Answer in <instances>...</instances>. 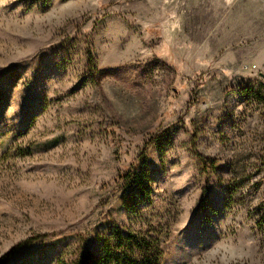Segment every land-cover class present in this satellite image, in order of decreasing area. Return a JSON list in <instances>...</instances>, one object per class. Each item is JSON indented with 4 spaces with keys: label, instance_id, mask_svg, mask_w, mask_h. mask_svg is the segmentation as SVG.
<instances>
[{
    "label": "rangeland",
    "instance_id": "obj_1",
    "mask_svg": "<svg viewBox=\"0 0 264 264\" xmlns=\"http://www.w3.org/2000/svg\"><path fill=\"white\" fill-rule=\"evenodd\" d=\"M140 240L264 264V0H0V263Z\"/></svg>",
    "mask_w": 264,
    "mask_h": 264
},
{
    "label": "trees",
    "instance_id": "obj_2",
    "mask_svg": "<svg viewBox=\"0 0 264 264\" xmlns=\"http://www.w3.org/2000/svg\"><path fill=\"white\" fill-rule=\"evenodd\" d=\"M126 180L129 181V175L126 177ZM150 247L151 245H149L145 240H140L136 243V246H132L131 248L128 247L123 253L128 252V255L136 254L135 258L137 260H142L146 262V264H152L153 258L150 254L153 250ZM134 250H137V252ZM122 260L123 255L115 252L112 246L106 244L102 249L101 255L92 251L87 252L78 264H115L120 263ZM0 264H4V260L1 261Z\"/></svg>",
    "mask_w": 264,
    "mask_h": 264
}]
</instances>
